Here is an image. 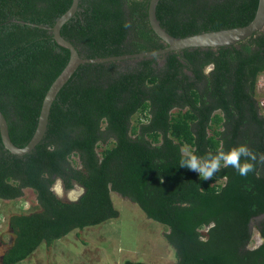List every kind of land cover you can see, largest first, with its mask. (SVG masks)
<instances>
[{"label":"trees","instance_id":"trees-1","mask_svg":"<svg viewBox=\"0 0 264 264\" xmlns=\"http://www.w3.org/2000/svg\"><path fill=\"white\" fill-rule=\"evenodd\" d=\"M149 0H79L61 28L82 57L164 47L147 19ZM71 0H0V111L12 142L32 137L43 97L69 58L46 29ZM258 0H159L156 17L173 36L243 26ZM211 65V69L207 66ZM264 72V30L236 44L161 56L80 64L53 101L43 139L13 155L0 137V200L26 189L35 205L10 215L12 241L1 264H17L40 245L118 216L111 192L166 228L173 264H264V179L222 168L212 180L179 166L241 144L264 154V118L255 82ZM84 188L75 201L53 191ZM260 217V218H259ZM263 241L251 247L254 233ZM124 264H148L125 260Z\"/></svg>","mask_w":264,"mask_h":264},{"label":"rangeland","instance_id":"rangeland-1","mask_svg":"<svg viewBox=\"0 0 264 264\" xmlns=\"http://www.w3.org/2000/svg\"><path fill=\"white\" fill-rule=\"evenodd\" d=\"M254 92L258 103H262L260 113L264 118V72L258 74ZM61 182L59 179L53 184V190L61 200L74 199L72 191L76 196L80 194L77 184L73 190L65 191ZM111 195L118 211L116 218L93 227L72 230L53 244L40 245L17 264H124L127 259L148 264L175 263L174 250L164 237L166 228L148 219L128 198L116 193ZM34 205L35 193L29 189L20 199L0 200V264L2 254L13 238L8 222L10 215L27 212ZM255 225L256 219L250 222L256 236L251 246L259 242Z\"/></svg>","mask_w":264,"mask_h":264},{"label":"water","instance_id":"water-1","mask_svg":"<svg viewBox=\"0 0 264 264\" xmlns=\"http://www.w3.org/2000/svg\"><path fill=\"white\" fill-rule=\"evenodd\" d=\"M159 0H149L147 6V19L152 31L164 42V47L140 51L134 53H126L121 55H110L106 57H82L78 53L76 47L61 34V28L64 23L69 20L77 10L79 0H71L68 9L62 13L53 25L36 24L34 22L12 19L18 23L36 26L46 29L52 33V36L59 46L69 50V58L59 73L47 89L37 118L35 131L24 146L19 147L14 144L10 138L8 124L5 116L0 111V137L2 144L13 155H25L29 153L44 137L47 130L50 108L55 100L57 93L62 86L74 74L80 64L84 63H104L119 62L123 60L139 59L143 57L161 56L171 51H181L187 48H213L229 46L247 39L256 32L264 30V0H258V5L252 20L243 26L221 28L217 30L202 31L182 37L173 36L167 32L159 23L156 17V6ZM258 175L264 179V166H260Z\"/></svg>","mask_w":264,"mask_h":264},{"label":"clouds","instance_id":"clouds-1","mask_svg":"<svg viewBox=\"0 0 264 264\" xmlns=\"http://www.w3.org/2000/svg\"><path fill=\"white\" fill-rule=\"evenodd\" d=\"M209 66L211 65H208L207 69L212 68V66ZM257 161L261 166H264V154L255 153L247 145L241 144L227 151L219 150L216 153H208L205 156H199L193 151L185 150L179 166L197 172L203 180H212L217 173L221 172L222 168L228 167L235 169L240 176L246 177L255 171ZM72 189L74 187L70 190ZM73 196L77 200L81 195L78 194L76 196L74 194ZM256 233L259 242L251 247H257L263 241L259 232L257 231ZM255 237L253 236L254 240Z\"/></svg>","mask_w":264,"mask_h":264},{"label":"crops","instance_id":"crops-1","mask_svg":"<svg viewBox=\"0 0 264 264\" xmlns=\"http://www.w3.org/2000/svg\"><path fill=\"white\" fill-rule=\"evenodd\" d=\"M60 178H57L56 180H59ZM61 180V179H60ZM55 183V182H54ZM62 183V182H61ZM75 185V184H74ZM77 186L78 187H80L79 189H80V194L79 195H82V193L84 192V189L82 188V186H80V185H78L77 184ZM62 187H63V189L65 190V191H69L70 189H68V190H66L65 188H64V186H63V183H62ZM73 187H75V186H73ZM52 189H53V186H52ZM54 191V190H53ZM64 191V192H65ZM64 192H62V193H64ZM72 193H74L75 194V192L74 191H72ZM112 193H115V192H111V194ZM74 194H71V196H73ZM117 194V193H116ZM57 195V194H56ZM58 196V195H57ZM112 196V195H111ZM76 200V197L74 198V199H70L69 201H75Z\"/></svg>","mask_w":264,"mask_h":264},{"label":"flooded vegetation","instance_id":"flooded-vegetation-1","mask_svg":"<svg viewBox=\"0 0 264 264\" xmlns=\"http://www.w3.org/2000/svg\"><path fill=\"white\" fill-rule=\"evenodd\" d=\"M205 49V48H204ZM211 49H213V48H211ZM213 50H216V49H213Z\"/></svg>","mask_w":264,"mask_h":264},{"label":"bare ground","instance_id":"bare-ground-1","mask_svg":"<svg viewBox=\"0 0 264 264\" xmlns=\"http://www.w3.org/2000/svg\"><path fill=\"white\" fill-rule=\"evenodd\" d=\"M73 190V189H72Z\"/></svg>","mask_w":264,"mask_h":264},{"label":"built area","instance_id":"built-area-1","mask_svg":"<svg viewBox=\"0 0 264 264\" xmlns=\"http://www.w3.org/2000/svg\"><path fill=\"white\" fill-rule=\"evenodd\" d=\"M262 104V103H261Z\"/></svg>","mask_w":264,"mask_h":264}]
</instances>
